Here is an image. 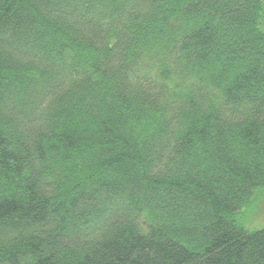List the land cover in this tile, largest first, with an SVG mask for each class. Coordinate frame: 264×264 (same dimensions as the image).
I'll return each mask as SVG.
<instances>
[{"label":"trees","instance_id":"obj_1","mask_svg":"<svg viewBox=\"0 0 264 264\" xmlns=\"http://www.w3.org/2000/svg\"><path fill=\"white\" fill-rule=\"evenodd\" d=\"M263 9L0 0V264H264Z\"/></svg>","mask_w":264,"mask_h":264},{"label":"rangeland","instance_id":"obj_2","mask_svg":"<svg viewBox=\"0 0 264 264\" xmlns=\"http://www.w3.org/2000/svg\"><path fill=\"white\" fill-rule=\"evenodd\" d=\"M262 28L264 30V9ZM238 221L249 231L259 230L264 227V189L255 192L254 198Z\"/></svg>","mask_w":264,"mask_h":264}]
</instances>
